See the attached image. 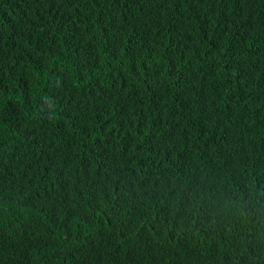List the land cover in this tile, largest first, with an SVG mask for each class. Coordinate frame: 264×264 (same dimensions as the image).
Masks as SVG:
<instances>
[{
  "label": "trees",
  "instance_id": "16d2710c",
  "mask_svg": "<svg viewBox=\"0 0 264 264\" xmlns=\"http://www.w3.org/2000/svg\"><path fill=\"white\" fill-rule=\"evenodd\" d=\"M0 264H264V0H0Z\"/></svg>",
  "mask_w": 264,
  "mask_h": 264
}]
</instances>
